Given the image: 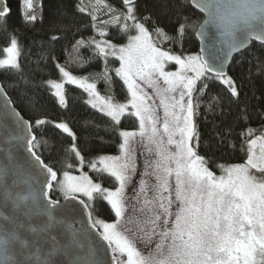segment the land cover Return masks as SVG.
<instances>
[{"label":"snow or ice","instance_id":"6c2138e0","mask_svg":"<svg viewBox=\"0 0 264 264\" xmlns=\"http://www.w3.org/2000/svg\"><path fill=\"white\" fill-rule=\"evenodd\" d=\"M0 5V32L8 33L11 9L6 0ZM38 7L20 0L25 23L43 20ZM73 7L52 18L50 31L61 35L48 43L66 41L78 69L101 62L99 72L73 75L42 46L40 59L53 62L60 79L37 83L43 71L24 74L15 30L2 50L0 69L12 79L0 82V102L16 133L6 143L23 145L27 156L18 160L4 148L0 264H264V104L254 108L243 99L264 76V0H157L151 8L141 0H77ZM192 33L200 48L186 52L183 41ZM234 54L251 57L246 76L230 74L229 65L240 63ZM66 83L87 94L84 103L101 115L118 154L86 160L67 122L40 115L38 89L66 109ZM100 83L111 94L102 95ZM117 84L123 101L116 99ZM9 91L26 103L28 119ZM251 99L264 100V91ZM254 117L258 128L236 131ZM125 119L134 127L121 128ZM201 121L212 125L207 138ZM47 128L54 130L51 144ZM229 137L239 140L243 162H218L216 152L236 147ZM42 149L53 158L63 153L61 168L46 163ZM85 166L107 174L113 187L94 181ZM77 167L79 176L72 174ZM97 201L110 206L112 222L94 215Z\"/></svg>","mask_w":264,"mask_h":264},{"label":"trees","instance_id":"16d2710c","mask_svg":"<svg viewBox=\"0 0 264 264\" xmlns=\"http://www.w3.org/2000/svg\"><path fill=\"white\" fill-rule=\"evenodd\" d=\"M35 2L37 5H42V10L38 7L37 12L42 14L43 20L41 21L38 19L35 23L28 24L23 20L20 0H6L8 8L11 9L10 14L7 16L8 33H12L13 30H15V35L23 47L24 55L20 58V62L23 66L24 74L31 76L33 74V70H36L37 73L42 70L43 75H37V83L40 79H59V73L55 69L54 63L40 59L42 46H44L46 54L50 52L57 58L61 65H64L68 71L72 72L76 76H87L89 73L99 72L101 70V62L93 63L84 69H78L71 62V59L67 54L68 52H71L72 49L66 41L60 40L59 42H53L51 44L48 43L51 35H61L60 33L50 31L49 25L52 18L62 11H74L73 5L77 2V0H35ZM156 2L157 0H148L147 4H145L144 0H141L142 6L149 8H151L152 4ZM188 7L189 11H193L190 5ZM196 15L202 19V15L199 12L196 11ZM167 30L171 34L172 30L170 28ZM8 33L0 32V58L3 55V48L8 46ZM83 35H91V32H86ZM174 47H176L177 51L179 50L178 46ZM65 48H67V52L65 51ZM183 48L186 52L198 51V44L194 33L185 37L183 41ZM253 50L257 53L261 51L259 43L253 42ZM81 54L87 57L90 53L86 49H81ZM235 56L236 60L240 61V63L229 65L230 69H234L233 71H230V74L246 76L251 57L241 59L239 55ZM112 64L113 66H118V61L113 59ZM11 79L12 76L10 73L0 69V82L10 81ZM262 81H264V76H256L253 80L251 90L246 89L248 95L243 97L244 100L250 101L254 108L258 105L264 104V100L251 99L252 92H255L257 97L261 96V92L264 91L261 87ZM219 87L221 86L218 83L213 84L212 91L216 92ZM98 89L102 95L111 94L105 91L103 83L98 84ZM38 90L41 92V99L43 103V110L40 115L57 122H67L79 137L78 146L80 147L82 154L85 155L86 160L95 159L100 154H118L116 143H114L115 137L104 131V121L101 115L96 113L90 108V106L84 103L87 99V94L84 93L82 89L70 84L65 85L64 90L68 98V107L66 109L58 105L55 98L49 95L48 91H45L44 89ZM8 94L12 99L13 106H15V108L25 115L26 119H28L29 115L27 114L26 103L21 101L19 94L14 91H9ZM116 99L118 101L124 100V96L120 93L119 84L116 85ZM233 112L235 113V109H233ZM211 119L212 117L209 115V120ZM260 123L261 121L254 117L249 121L248 125L241 122L237 126L236 131L239 132L241 129L248 126L258 128ZM97 124L101 125L98 131L96 129ZM120 127L123 129H131L134 127V123L130 119H125L122 120ZM211 128V124H205L202 121L200 122V131L205 138H207ZM42 131L45 132L44 138L48 139L50 144L53 143L54 130L47 128L42 129ZM100 137H103V142H101ZM229 139L236 142V147L232 148L229 145H225L218 152H216L215 155L222 158L218 160V162H243L244 153L240 150L239 140L236 137H229ZM70 143V139L65 135L63 146L68 148L70 147ZM41 151L43 152L42 158L46 163L53 164L56 168H61L63 153H60L53 158L49 156L47 151H44L43 149ZM201 154H203V150H201ZM78 169L79 167L74 169L72 173H76ZM83 170L87 172L94 181L102 183L104 187H113V182L107 174L101 175L93 172L87 166H85ZM213 170L216 171L218 175L220 174L219 170L214 166ZM54 198H59L58 193L55 194ZM96 208L97 211L94 215L97 218L104 219L105 221H112L114 219V213L110 211V206L107 205V202L97 201Z\"/></svg>","mask_w":264,"mask_h":264},{"label":"water","instance_id":"95a60500","mask_svg":"<svg viewBox=\"0 0 264 264\" xmlns=\"http://www.w3.org/2000/svg\"><path fill=\"white\" fill-rule=\"evenodd\" d=\"M3 5H0L2 7ZM8 7V6H7ZM199 12L198 10H196ZM203 18V14L200 13ZM195 36V34H194ZM195 39L198 44V51L200 48V39L195 36ZM255 42V41H254ZM259 43V42H256ZM236 55V54H234ZM3 103L0 102V164L4 163L5 159V153H4V148L8 147L9 150L13 153V155L18 159V160H23L26 156L27 153L23 147V145H16L15 141H11L10 144L6 143V140L10 135H15L14 131V124L12 123V118L11 117H4L3 112Z\"/></svg>","mask_w":264,"mask_h":264},{"label":"rangeland","instance_id":"374dc122","mask_svg":"<svg viewBox=\"0 0 264 264\" xmlns=\"http://www.w3.org/2000/svg\"><path fill=\"white\" fill-rule=\"evenodd\" d=\"M6 53H4L3 52V55H2V57L0 58V59H3V58H5L6 57ZM73 74V73H72ZM74 75V74H73ZM59 79H60V74H59ZM59 79H57V80H59ZM67 84V83H66ZM65 84V85H66ZM73 86H76V85H73ZM77 87V86H76ZM137 156H138V164H142V158H140L139 157V153H137ZM84 171V170H83ZM85 172V171H84ZM73 175H77V176H79L80 174H81V169L79 168L78 170H77V172L76 173H72ZM58 196H59V194H58ZM113 221V220H112ZM112 221H107V222H112Z\"/></svg>","mask_w":264,"mask_h":264}]
</instances>
